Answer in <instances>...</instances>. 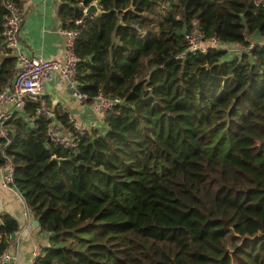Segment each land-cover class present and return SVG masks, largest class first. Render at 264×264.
I'll use <instances>...</instances> for the list:
<instances>
[{"label":"trees","instance_id":"obj_1","mask_svg":"<svg viewBox=\"0 0 264 264\" xmlns=\"http://www.w3.org/2000/svg\"><path fill=\"white\" fill-rule=\"evenodd\" d=\"M6 1L0 87L18 69ZM98 1L100 14L83 12L95 0L62 7L65 26L84 18L75 79L89 101L100 89L121 101L83 135L57 108L79 135L70 148L50 137L38 101L6 121L15 184L48 234L35 264H264V0ZM193 19L207 36L255 45L179 57ZM18 229L1 215L0 254Z\"/></svg>","mask_w":264,"mask_h":264},{"label":"built area","instance_id":"obj_2","mask_svg":"<svg viewBox=\"0 0 264 264\" xmlns=\"http://www.w3.org/2000/svg\"><path fill=\"white\" fill-rule=\"evenodd\" d=\"M95 2L99 4L98 0H95ZM6 7L7 13L5 14L3 24V34L6 38L5 46L17 54L18 69L12 77L9 86L0 87V136L8 137L2 145L5 162L0 165V175L2 176L4 186H9L18 190L15 184L16 166L5 150L11 139L9 137V129L6 125V121L11 118L15 111L24 110L30 98L38 101L36 109L38 114L51 116L53 110L50 108L46 98V80L54 72H59L61 75L76 81L75 75L77 74L78 64L81 60L76 52V42L81 32L84 18H75L73 20L75 26H64L61 30L66 37L65 58L63 60L48 59L39 54H27L20 49L23 22L22 9L20 4L14 0L6 1ZM87 7L88 5L82 3L83 12L86 13ZM185 40L187 47L180 53L179 57H184L190 52L207 51L215 47H225L230 50V52L237 54L246 48L250 50L255 45V41L252 40L250 44L246 46H241L239 44V46H231V44L221 41L215 34L207 36L198 26L197 19L192 20L191 28L185 33ZM258 42L264 44L263 40H259ZM74 94L83 102H88L90 99L88 92L79 89L77 81L74 86ZM120 101V97L108 96L102 89L92 97V105L101 114H105ZM69 118L78 130L79 135L86 133L87 129L76 120L73 114H69ZM48 134L55 142L68 148L76 146L79 141V135L61 133L55 129L53 122L48 130ZM41 252V247L34 250L35 259ZM15 259L16 253L10 247L0 254V264H14ZM35 259L31 264H35Z\"/></svg>","mask_w":264,"mask_h":264},{"label":"crops","instance_id":"obj_3","mask_svg":"<svg viewBox=\"0 0 264 264\" xmlns=\"http://www.w3.org/2000/svg\"><path fill=\"white\" fill-rule=\"evenodd\" d=\"M23 1L20 4L24 15L20 49L27 54H39L48 59L63 60L66 37L61 31L65 26L61 11L65 0ZM71 20L68 19L67 24ZM259 40L264 41V37H260ZM235 45L238 44H231V46ZM75 82L59 72H54L48 77L46 98L50 108L53 112L58 108L60 114L67 113L68 117L69 114H73L76 120L88 130L93 125H102L104 114L94 108L92 101L83 102L74 94ZM54 125L59 132L69 133L64 125L58 124L60 129L57 128V124ZM6 212L19 221L17 235L12 239L10 246L16 253L14 264H31L35 259L34 250L48 244V234L41 229L40 224L35 223L37 218L19 190L4 186L0 175V217Z\"/></svg>","mask_w":264,"mask_h":264},{"label":"water","instance_id":"obj_4","mask_svg":"<svg viewBox=\"0 0 264 264\" xmlns=\"http://www.w3.org/2000/svg\"><path fill=\"white\" fill-rule=\"evenodd\" d=\"M104 10H102V8L99 6V4L97 2H92L88 5L87 9H86V13L87 14H92V13H97V14H100L102 13ZM51 118L53 119V123L54 124H59L60 126H63V123L62 121L59 119L58 115L53 112L51 114ZM53 158H56V157H53ZM57 159H60V158H57ZM35 223L36 224H39V220L38 219H35ZM17 235V232H14L12 234V238L14 239Z\"/></svg>","mask_w":264,"mask_h":264},{"label":"rangeland","instance_id":"obj_5","mask_svg":"<svg viewBox=\"0 0 264 264\" xmlns=\"http://www.w3.org/2000/svg\"><path fill=\"white\" fill-rule=\"evenodd\" d=\"M228 44H233V43H228ZM33 99V98H30V100Z\"/></svg>","mask_w":264,"mask_h":264}]
</instances>
